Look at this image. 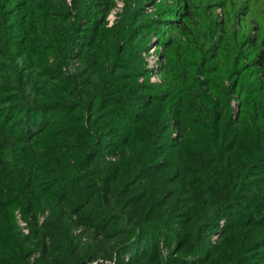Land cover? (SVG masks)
<instances>
[{
    "label": "trees",
    "instance_id": "1",
    "mask_svg": "<svg viewBox=\"0 0 264 264\" xmlns=\"http://www.w3.org/2000/svg\"><path fill=\"white\" fill-rule=\"evenodd\" d=\"M10 1L0 0V256L25 264L33 242L41 264H89L111 257L113 246L122 260L153 240L137 257L153 264L158 237L178 225L182 237L167 264H264L262 36L246 38L250 51L242 54L225 23L208 26L197 3L182 0L179 21H164L176 29L165 44L166 86L136 95L122 90L129 77L120 62L136 40L137 10L108 32L103 22L114 0H73L71 7L22 0L13 11ZM77 62L82 71L72 74ZM246 67L260 71L247 75ZM171 127L178 139H166ZM116 132L127 134L116 139ZM112 141L117 164L101 152ZM170 181L177 187L162 194ZM91 205L95 213L78 220L100 223L89 227L98 233L85 249L66 217ZM17 207L28 217L50 210L41 231L50 246L39 230L33 240L18 235ZM222 220L224 243L213 249L207 244Z\"/></svg>",
    "mask_w": 264,
    "mask_h": 264
},
{
    "label": "rangeland",
    "instance_id": "2",
    "mask_svg": "<svg viewBox=\"0 0 264 264\" xmlns=\"http://www.w3.org/2000/svg\"><path fill=\"white\" fill-rule=\"evenodd\" d=\"M7 1L9 0H6V2ZM194 1L199 7L202 18H204L202 21H206L208 26L210 23L213 24L214 22H222L227 25L232 40H236L239 44L238 49L240 50V53L246 54L250 51L248 47H245L243 50V44H245L243 42L246 38L262 36L264 39V0ZM21 2L22 0H11L7 5V9L13 11L15 8L17 9L19 7ZM66 2L71 7L73 0H66ZM130 8L137 10L136 13L138 17L140 15L141 16L138 20L139 22L134 20L135 24L133 25V28L137 33L134 45L129 48L127 53H124L122 61L120 62L122 63V66L126 68L122 70V73L126 77H129V79L123 80L122 83L124 86L122 90L126 91V93L136 90V95H143L150 92H159L160 89L166 86L168 81L165 74V67L168 62L165 44L176 35V29L171 27V25L168 23L164 24V21L169 23L172 22V24L177 23L180 19V16L175 11H182L184 8V3L182 0H114L111 10L103 22L102 30L113 32L120 28L126 19L128 12H130ZM74 14H76V10ZM82 23H86V21L83 20ZM81 71L82 63L77 62L72 74L79 73ZM245 71L247 75H250L260 70L258 67H246ZM257 76L258 75L255 77ZM225 85L230 87L231 83L227 81ZM239 111V96L235 95L232 98L231 113L234 119L237 118ZM125 134H127V132H116L115 138L119 139L122 136H126ZM165 137L166 139H178L179 133L175 128L171 127L167 131ZM117 142L118 141L108 142V144H110H104V147L101 149V152L105 155L106 161L109 164H117L120 162L119 160L121 159V153L119 152V149L115 147L118 144ZM176 187L177 186L173 185L171 181L164 182L162 194L172 191V189ZM185 199H187L185 194L180 195L178 201H176L177 210L180 211L183 209V201ZM173 203L171 202V204ZM95 209L97 208H93L91 205L77 214L75 212L73 213L69 211V214L66 217L68 230H70L71 235L74 237L77 243H83L84 247H86L85 249H88L93 243L90 240L91 238L89 237V234H93V236H95L96 233H98L96 232L95 228L93 229L89 227L91 224L94 226L98 225L100 222H87L84 224L85 222L78 219H82L86 211L89 212L88 217L92 216L95 213ZM168 210L169 208L167 207L161 211L167 213ZM12 213L13 225H15L18 235H20L23 239L33 240V230H39L41 239L44 240L47 246H50L48 234H42V229L51 216L50 210L36 213L28 217V215L24 213L22 207H17L12 211ZM226 223V220H222L220 222L217 230L210 235L207 246L213 249L220 248L219 245L224 243V239L221 237V235L222 229L225 227ZM84 225H88V228H85ZM172 234L173 235H170L171 238L166 236L159 238L157 236L159 241L158 260L160 263L155 262L153 264H167L170 257L172 256V253L175 252V242L178 240V238L182 237V233L178 225H176L175 229L172 230ZM100 235L101 234H97V238H100ZM93 236L91 237L94 238ZM151 243H153V240ZM151 243L150 240L139 243L137 245V251L135 253H126L121 257L122 260H119L120 256L118 253V247L113 246L111 257L93 259L92 262H89V264H147V260L145 258L142 259L143 263H139L137 261V257L139 254L143 255L144 257V255L148 252ZM29 247H31V251L26 256L25 264H41L42 250L35 248V244H33V242ZM0 263L13 264L14 262L10 261L8 258H2V256H0Z\"/></svg>",
    "mask_w": 264,
    "mask_h": 264
}]
</instances>
